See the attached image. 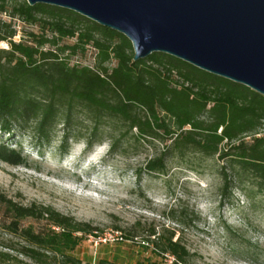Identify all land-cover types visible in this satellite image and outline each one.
<instances>
[{
  "label": "trees",
  "instance_id": "1",
  "mask_svg": "<svg viewBox=\"0 0 264 264\" xmlns=\"http://www.w3.org/2000/svg\"><path fill=\"white\" fill-rule=\"evenodd\" d=\"M0 0V14L28 24H38L41 33H29L14 41L16 30L0 18V129L12 125L45 134L47 127L63 115L72 120L76 107L94 122L93 134L103 118H117L133 128L137 136L169 141L159 155L148 160L147 173H162L169 156L188 152L215 156L223 162V192L245 178L264 192V96L249 87L216 76L171 55L155 52L133 60L131 42L121 33L68 9L46 4L29 5L25 0L8 7ZM50 35H48V33ZM74 39L72 43L63 42ZM46 46V47H45ZM94 49L93 66L70 64V59L87 48ZM115 61L114 66L108 63ZM249 137L250 141L245 138ZM72 135L64 131L59 153L64 155ZM88 141L86 148L92 147ZM0 160L23 165L16 148L0 144ZM0 204L8 213L6 227L22 240L18 248L4 245L5 264H92L74 255L82 234H96L90 223L76 220L51 206L21 204L0 189ZM32 219L44 227L35 230L21 225ZM56 227L57 229H55ZM133 240L132 234H125ZM146 241L164 264H190L192 254L174 232L148 231ZM9 251L16 252L12 255ZM20 255L21 259L17 258ZM94 264H121L101 258Z\"/></svg>",
  "mask_w": 264,
  "mask_h": 264
},
{
  "label": "rangeland",
  "instance_id": "2",
  "mask_svg": "<svg viewBox=\"0 0 264 264\" xmlns=\"http://www.w3.org/2000/svg\"><path fill=\"white\" fill-rule=\"evenodd\" d=\"M22 1L12 0L8 7ZM0 18L16 30L14 41L28 40L29 33L42 31L38 24L7 14ZM7 47L0 42V48ZM94 52L88 47L73 56L70 64L93 66ZM114 64L111 60L108 66ZM93 127L89 114L76 107L68 125L60 115L45 134L36 133L30 125L13 124L9 133L0 129V144L18 149L25 158L23 165L0 160L1 191L15 202L51 206L98 229L96 234L77 233L82 238L73 252L76 257L92 264L101 258L121 264L159 262L161 258L142 241L150 229H167L192 254L190 264H264V192L254 183L237 180L223 192V162L217 155L195 152L169 156L164 172L147 173L143 170L146 162L169 144L162 134L156 139L137 136L135 128L128 130L117 118H103L95 134ZM64 131L72 138L61 155L58 147ZM89 140L93 144L87 149ZM8 216L0 204V251H8L4 245L18 248L23 243L6 227ZM21 225L35 230L44 227L32 219ZM115 231L121 232L123 240L97 246L91 241ZM129 233L133 240L125 238ZM167 256L164 264H170L171 256ZM0 264H5L1 258Z\"/></svg>",
  "mask_w": 264,
  "mask_h": 264
},
{
  "label": "water",
  "instance_id": "3",
  "mask_svg": "<svg viewBox=\"0 0 264 264\" xmlns=\"http://www.w3.org/2000/svg\"><path fill=\"white\" fill-rule=\"evenodd\" d=\"M124 35L133 60L160 52L264 96V0H25Z\"/></svg>",
  "mask_w": 264,
  "mask_h": 264
},
{
  "label": "built area",
  "instance_id": "4",
  "mask_svg": "<svg viewBox=\"0 0 264 264\" xmlns=\"http://www.w3.org/2000/svg\"><path fill=\"white\" fill-rule=\"evenodd\" d=\"M93 236H95V235H93ZM120 240H123V237L121 235V232H119V231H115V232H112V233H105L102 237L92 238L91 239V241H93L95 246H97L101 242L120 241ZM169 259L170 260H168V262L171 263L172 257H169Z\"/></svg>",
  "mask_w": 264,
  "mask_h": 264
}]
</instances>
